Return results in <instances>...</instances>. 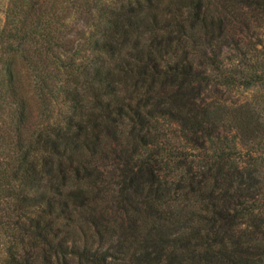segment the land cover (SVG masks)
Instances as JSON below:
<instances>
[{
	"label": "trees",
	"instance_id": "16d2710c",
	"mask_svg": "<svg viewBox=\"0 0 264 264\" xmlns=\"http://www.w3.org/2000/svg\"><path fill=\"white\" fill-rule=\"evenodd\" d=\"M7 1L0 264H264V0Z\"/></svg>",
	"mask_w": 264,
	"mask_h": 264
},
{
	"label": "rangeland",
	"instance_id": "374dc122",
	"mask_svg": "<svg viewBox=\"0 0 264 264\" xmlns=\"http://www.w3.org/2000/svg\"><path fill=\"white\" fill-rule=\"evenodd\" d=\"M8 1L7 0H0V21L4 22V11L7 8ZM81 27L77 30L80 31ZM190 46V45H188ZM224 61H227L225 57H223ZM223 95L227 98V102H240V103H247L250 107L264 119V87H255L245 91L242 90H234L231 92H227L226 89L221 88ZM54 107V108H53ZM58 108V109H57ZM52 109H54L52 116H56L58 113L64 112L63 107L56 105L53 103ZM56 109V110H55ZM6 115V110L3 111L0 107V118ZM158 127L159 135L163 139L161 144L165 142L168 144V147H171L174 153L178 154H187V156L191 157L196 151L190 148L188 145L184 143L183 140L177 138L176 126L173 124H166L164 121H160ZM264 142V140L262 141ZM262 151H264V146L261 147ZM264 157V155H263ZM178 173L175 174L174 178H177ZM8 240L5 239V236H0V257L3 256V251L5 247L8 246Z\"/></svg>",
	"mask_w": 264,
	"mask_h": 264
}]
</instances>
